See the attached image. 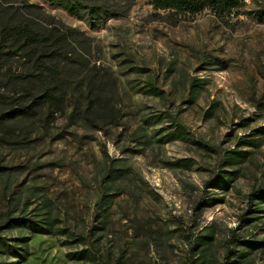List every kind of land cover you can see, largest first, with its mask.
<instances>
[{
  "label": "rangeland",
  "instance_id": "obj_1",
  "mask_svg": "<svg viewBox=\"0 0 264 264\" xmlns=\"http://www.w3.org/2000/svg\"><path fill=\"white\" fill-rule=\"evenodd\" d=\"M113 1L91 28L0 0V20L32 4V26L85 36L58 111L12 112L40 84L23 52L0 67V264H264V0L222 18ZM92 66L105 124L82 118Z\"/></svg>",
  "mask_w": 264,
  "mask_h": 264
},
{
  "label": "trees",
  "instance_id": "obj_2",
  "mask_svg": "<svg viewBox=\"0 0 264 264\" xmlns=\"http://www.w3.org/2000/svg\"><path fill=\"white\" fill-rule=\"evenodd\" d=\"M52 6L64 10L68 15L77 20H82L91 28L103 24L109 18L123 15L120 2L113 0H43ZM155 10L168 11L178 16L194 17L198 13L209 9L221 18L230 15L239 5L238 0H149ZM35 5L24 4L22 12L12 7L11 14L0 20V67L4 64L3 59L13 56L20 51L29 56L30 67L27 77L40 84V94L29 96L26 93L16 99V106L12 112H26L27 115L34 113L42 101L50 108L55 107L58 111L66 98V80L68 77L81 73L82 61L75 47H82L85 36L78 30L62 23L50 24V28L43 29L32 26L31 21L23 13L34 11L28 9ZM25 8V9H24ZM36 8V7H35ZM264 15V9L259 12ZM11 20V22H10ZM262 21V20H261ZM264 22V20L262 21ZM87 69L83 75L86 79L84 99L86 106L82 112V118L88 125L100 122L107 123L111 109L103 104L96 107L100 98L101 88L95 79L94 69ZM78 70V72H75ZM5 74V73H3ZM17 74L6 73L4 83L9 84ZM50 111V110H49ZM51 112V111H50ZM75 112L72 113L74 115ZM262 189H257V194H262ZM254 193V192H253ZM76 256L86 258L85 251H80Z\"/></svg>",
  "mask_w": 264,
  "mask_h": 264
}]
</instances>
